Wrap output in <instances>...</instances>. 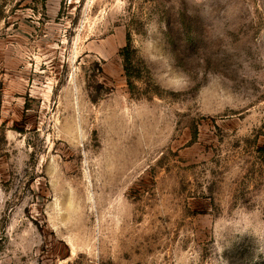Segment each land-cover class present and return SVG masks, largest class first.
<instances>
[{
    "label": "rangeland",
    "instance_id": "obj_1",
    "mask_svg": "<svg viewBox=\"0 0 264 264\" xmlns=\"http://www.w3.org/2000/svg\"><path fill=\"white\" fill-rule=\"evenodd\" d=\"M0 264H264V0H0Z\"/></svg>",
    "mask_w": 264,
    "mask_h": 264
},
{
    "label": "trees",
    "instance_id": "obj_2",
    "mask_svg": "<svg viewBox=\"0 0 264 264\" xmlns=\"http://www.w3.org/2000/svg\"><path fill=\"white\" fill-rule=\"evenodd\" d=\"M121 54L123 56L125 74L129 78V76H130V69L132 68V59H131V55H130V43H127L122 48Z\"/></svg>",
    "mask_w": 264,
    "mask_h": 264
}]
</instances>
